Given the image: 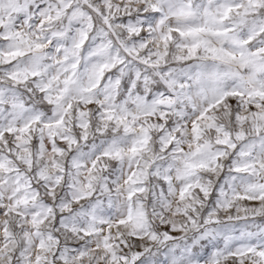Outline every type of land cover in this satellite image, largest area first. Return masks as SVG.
I'll use <instances>...</instances> for the list:
<instances>
[{
  "label": "snow or ice",
  "instance_id": "snow-or-ice-1",
  "mask_svg": "<svg viewBox=\"0 0 264 264\" xmlns=\"http://www.w3.org/2000/svg\"><path fill=\"white\" fill-rule=\"evenodd\" d=\"M0 264H264V0H0Z\"/></svg>",
  "mask_w": 264,
  "mask_h": 264
}]
</instances>
